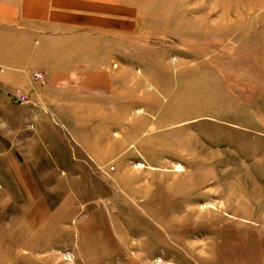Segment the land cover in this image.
I'll return each instance as SVG.
<instances>
[{"label":"rangeland","instance_id":"obj_1","mask_svg":"<svg viewBox=\"0 0 264 264\" xmlns=\"http://www.w3.org/2000/svg\"><path fill=\"white\" fill-rule=\"evenodd\" d=\"M118 2L80 145L0 66V264H264V0Z\"/></svg>","mask_w":264,"mask_h":264},{"label":"crops","instance_id":"obj_2","mask_svg":"<svg viewBox=\"0 0 264 264\" xmlns=\"http://www.w3.org/2000/svg\"><path fill=\"white\" fill-rule=\"evenodd\" d=\"M118 1L0 0V66L5 67L1 72L7 68L15 77L29 80L32 74L42 75L46 104L41 108L57 115L66 135L78 145L84 137L91 139L98 126L97 95H105L114 75L123 72L118 66L112 68L111 60L97 63L99 43H51L49 39L57 34L126 30L129 13Z\"/></svg>","mask_w":264,"mask_h":264},{"label":"built area","instance_id":"obj_3","mask_svg":"<svg viewBox=\"0 0 264 264\" xmlns=\"http://www.w3.org/2000/svg\"><path fill=\"white\" fill-rule=\"evenodd\" d=\"M34 80L38 85H45V79L40 74H35ZM13 99L20 104L30 103L27 95L21 89H16L13 92Z\"/></svg>","mask_w":264,"mask_h":264},{"label":"bare ground","instance_id":"obj_4","mask_svg":"<svg viewBox=\"0 0 264 264\" xmlns=\"http://www.w3.org/2000/svg\"><path fill=\"white\" fill-rule=\"evenodd\" d=\"M139 113H141V112H139Z\"/></svg>","mask_w":264,"mask_h":264}]
</instances>
